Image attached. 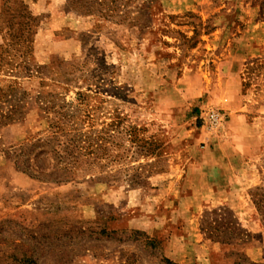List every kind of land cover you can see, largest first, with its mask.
Here are the masks:
<instances>
[{
	"label": "rangeland",
	"instance_id": "374dc122",
	"mask_svg": "<svg viewBox=\"0 0 264 264\" xmlns=\"http://www.w3.org/2000/svg\"><path fill=\"white\" fill-rule=\"evenodd\" d=\"M84 1L0 0V264H264V0Z\"/></svg>",
	"mask_w": 264,
	"mask_h": 264
},
{
	"label": "trees",
	"instance_id": "16d2710c",
	"mask_svg": "<svg viewBox=\"0 0 264 264\" xmlns=\"http://www.w3.org/2000/svg\"><path fill=\"white\" fill-rule=\"evenodd\" d=\"M84 2L88 3L89 1L85 0ZM96 2L102 6L107 0L106 2L105 0H96ZM73 8L74 5H70L68 9ZM23 9L25 10V7ZM82 10L85 11L84 14L92 12L88 7ZM24 12L18 15L21 19L17 22H13L14 16L8 19V32L6 37H3L4 43L0 45V70H6L7 73L14 74L13 76L16 78L22 74L27 77H31L33 74L30 69L32 65L28 61L31 57L32 18L30 14ZM14 25L17 28H14ZM39 70L40 68L36 67V72ZM26 98L27 94L21 91L16 79L4 87H0V129L21 119L23 109L26 106ZM209 234L211 233L209 232Z\"/></svg>",
	"mask_w": 264,
	"mask_h": 264
},
{
	"label": "built area",
	"instance_id": "2783aa9c",
	"mask_svg": "<svg viewBox=\"0 0 264 264\" xmlns=\"http://www.w3.org/2000/svg\"><path fill=\"white\" fill-rule=\"evenodd\" d=\"M225 113L214 107H207L203 113L202 120L205 127L210 130H219L226 121Z\"/></svg>",
	"mask_w": 264,
	"mask_h": 264
}]
</instances>
